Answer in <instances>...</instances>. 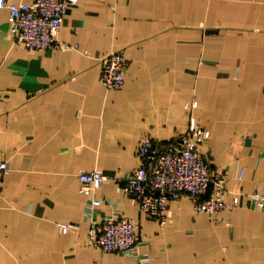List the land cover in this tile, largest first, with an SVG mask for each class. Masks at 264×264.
<instances>
[{"label":"crops","instance_id":"obj_1","mask_svg":"<svg viewBox=\"0 0 264 264\" xmlns=\"http://www.w3.org/2000/svg\"><path fill=\"white\" fill-rule=\"evenodd\" d=\"M57 40L27 48L0 6V264H264V210L248 195L264 194V0H79ZM117 49L126 83L109 90L100 58ZM191 124L208 130L201 148L224 171L226 199L243 192L236 208L198 212L184 196L161 225L115 177L81 189V170L125 176L144 135L169 140ZM94 198L99 219L141 221L147 260L88 244Z\"/></svg>","mask_w":264,"mask_h":264},{"label":"built area","instance_id":"obj_2","mask_svg":"<svg viewBox=\"0 0 264 264\" xmlns=\"http://www.w3.org/2000/svg\"><path fill=\"white\" fill-rule=\"evenodd\" d=\"M79 0H33L31 2H9L1 0L0 6L9 9V20L14 38L33 50L58 45L57 36L71 6ZM101 81L109 90L122 88L126 83L129 60L123 49L114 50L100 58ZM208 130L191 124L169 140H159L144 135L136 150L138 166L125 176H112L100 169L81 170L78 178L81 189L94 192L111 177L118 179L123 191L134 198L149 218L161 225L166 224L172 200L188 196L193 200L195 210L217 214L234 209L240 204L242 191L235 192L229 201L226 194L231 192L226 176L214 169L202 150L207 141ZM10 170L9 163L0 160V195L5 176ZM239 176H243V170ZM257 208L264 210V194L259 191L248 193ZM100 198L91 204L92 216L88 232V244L105 252L125 254L140 262L139 247L144 238L142 223L134 216L114 212L99 219ZM76 223L60 222L61 232L76 228Z\"/></svg>","mask_w":264,"mask_h":264},{"label":"rangeland","instance_id":"obj_3","mask_svg":"<svg viewBox=\"0 0 264 264\" xmlns=\"http://www.w3.org/2000/svg\"><path fill=\"white\" fill-rule=\"evenodd\" d=\"M187 128H188V127H187ZM187 128H186V129H187ZM186 129H185V130H186ZM206 130H207V128H206ZM182 131H184V130H182ZM182 131H179V132L176 133L175 135L179 134V133L182 132ZM208 139H209V135H208L207 140H208ZM204 143H205V142H203V144H204ZM203 144H202V145H203ZM220 172H221L223 175H225V174L223 173V172H224L223 170H221ZM225 178H226V177H225ZM226 180H227V179H226ZM242 194H243V193H242ZM242 194H241V195H242Z\"/></svg>","mask_w":264,"mask_h":264}]
</instances>
